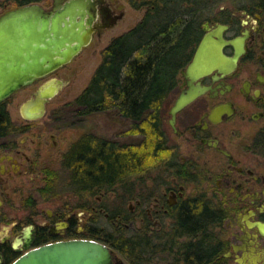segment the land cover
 Returning <instances> with one entry per match:
<instances>
[{
  "label": "flooded vegetation",
  "instance_id": "1",
  "mask_svg": "<svg viewBox=\"0 0 264 264\" xmlns=\"http://www.w3.org/2000/svg\"><path fill=\"white\" fill-rule=\"evenodd\" d=\"M254 3L255 8L219 3L209 8L204 22L226 25L219 33L223 53L231 57L236 49L242 52L235 67L213 68L194 80L192 84L198 83L202 91L172 117L171 106L189 86L181 70L206 34L202 24V33L180 70L177 90L161 119L162 148L167 150L164 160L179 166L171 169L170 179L152 180L149 187L143 174L132 175L128 190L119 182L109 188L76 185L69 179L66 157L81 134L59 150L49 144L46 131L29 125L44 113L35 119L21 114L25 125L17 124L10 140L0 144V264H10L31 248L72 239L101 241L124 264H159L152 260L162 252L163 264H195L187 260L185 246L207 237L210 247L198 245L205 253L197 264H264V233L256 224L264 223V0ZM104 5L110 14L117 13L109 1ZM213 37L218 39L217 34ZM64 66L16 92L29 88L27 101L48 81L67 83L72 73L64 71ZM12 95L3 102L5 108ZM23 135L32 142L27 145L21 140ZM51 136L59 137L56 133ZM181 148L186 149L184 156ZM53 161L57 165L51 166ZM65 172L67 188L54 197L52 181L59 175L63 178ZM137 181L149 189H135ZM186 182L195 184V193L186 192ZM91 191L96 197L93 201ZM112 195L116 204L111 211L106 197ZM193 197H202L219 210V216L207 224L206 234L198 232L196 237L177 227L179 206ZM126 201L134 205L124 208ZM100 216L108 232L120 227L127 237L147 240L139 259L129 260L111 241L96 235L94 231L106 230L98 224Z\"/></svg>",
  "mask_w": 264,
  "mask_h": 264
},
{
  "label": "trees",
  "instance_id": "2",
  "mask_svg": "<svg viewBox=\"0 0 264 264\" xmlns=\"http://www.w3.org/2000/svg\"><path fill=\"white\" fill-rule=\"evenodd\" d=\"M9 1L21 6L42 0ZM128 2L134 8H145L142 19L113 37L102 49L101 61L88 84L66 106L78 118L116 109L128 120L130 132H136L141 139L128 143L82 132L66 157L69 179L79 186L101 188L104 184L109 188L119 182L128 190L132 175L144 174L149 169L148 162L152 165L166 153L160 136L162 116L177 90L180 70L191 58L198 34L202 33L208 9L216 7L214 0ZM18 128L4 103H0V144L10 140L9 135ZM163 162L170 169H179L173 160ZM218 214L219 210L202 197L187 198L178 208L177 227L191 237H196L198 232L206 234L207 224ZM119 228L94 232L111 241L126 256L139 259L147 240L127 237ZM206 240L185 246L184 254L189 262L197 264L204 260L205 251L201 249L210 247V237Z\"/></svg>",
  "mask_w": 264,
  "mask_h": 264
},
{
  "label": "water",
  "instance_id": "3",
  "mask_svg": "<svg viewBox=\"0 0 264 264\" xmlns=\"http://www.w3.org/2000/svg\"><path fill=\"white\" fill-rule=\"evenodd\" d=\"M106 0H53L50 8L39 2L16 6L0 14V103L14 92L29 86L70 62L87 46L94 33L114 25L123 11L110 14ZM226 25L203 23L205 35L191 60L181 70L188 88L182 90L169 112L172 117L202 91L192 82L216 68L235 67L242 49L229 57L222 51ZM218 35L214 39L213 35ZM66 84L51 80L39 87L21 107L22 115L35 119L43 115L45 104ZM30 105V107H28ZM172 123V121H171ZM264 233V223L256 222ZM124 264L111 247L93 239H72L29 249L10 264Z\"/></svg>",
  "mask_w": 264,
  "mask_h": 264
},
{
  "label": "rangeland",
  "instance_id": "4",
  "mask_svg": "<svg viewBox=\"0 0 264 264\" xmlns=\"http://www.w3.org/2000/svg\"><path fill=\"white\" fill-rule=\"evenodd\" d=\"M107 1L115 6L117 12L123 11V16L118 19L114 25L101 30L99 34L94 33L90 43L64 66V71L72 73L69 81L65 85H63L58 90V92L49 100L48 104L46 105L44 115L29 124L33 127H37L41 131H46V138L49 139L48 142L50 145H53V148L58 147L59 150L67 148V146L70 145L71 141H74L75 138L82 132H91L107 139H114L128 143H136L141 139L140 135H137L136 132H130V124L128 120L122 117L116 109H107L106 111H101L83 118H78L75 115L74 111L66 106L67 103L74 99L88 84L94 70L101 61L102 49L109 43V41L113 37L134 27L143 17L145 10L144 7L134 8L129 4L128 0ZM254 2H256V0H216L214 4L219 3L228 6L234 5L236 8H239V6L241 5H245L255 8L256 5ZM39 3L42 4L45 8H50L53 0H42ZM14 7H16V5L13 2L9 0H0V14ZM30 89H32V87ZM28 92L29 88L15 92L12 95L13 97L9 101V103H6V109L8 110L11 120L18 125H25V123L20 121V119H22L20 105L28 98ZM28 107H30V105ZM51 133H56L59 137L55 136L54 139L53 136H51ZM31 135L32 134H30V136ZM23 136L24 137H22L21 140L23 141L24 138V141L27 145L32 142L30 137L26 135ZM49 144H47L46 147H51ZM163 151L167 153V150ZM166 153H162L164 157ZM180 153H182V155L184 156L186 153V149L181 148ZM163 155H161L162 157H160L157 161H153L152 165L148 162L149 169L143 174L144 176L142 175L149 187L152 183V180L161 181L165 180V178L168 179V177L170 179L171 175L169 173H171L172 171L169 167H167V165L164 164L165 162H163ZM55 165L57 164L53 161L51 163V166ZM65 176L66 172L64 173L63 178L59 175L52 181L54 182L55 186L54 189H51V191L53 192L52 196H61V194H59L58 192H61V190H65L67 188ZM143 178L140 179L142 180ZM143 182L137 181L134 186L135 189H149V187L146 186ZM186 186L187 193H195V190L193 188L195 184L193 182H186ZM93 194L94 192L91 191V195L89 196L90 201L96 199L95 195ZM207 195H209V192L207 193ZM112 196L110 198L106 197V203L111 211L114 209V206L116 204V202L114 201V196ZM15 199L17 203L20 202L19 198ZM132 205L134 204L131 201H129V203L128 201H126L124 204V208L127 209V206ZM99 220L100 222H98V224L101 227L106 228L107 225L105 224V219L100 216ZM106 230L108 231L109 229L106 228ZM118 256L120 257V255ZM157 257L158 258L153 257L152 263H154V259H157L159 260V264H163L165 260V258H163V252L159 253ZM131 258L132 257H130L129 260H131ZM127 262L129 261L127 260Z\"/></svg>",
  "mask_w": 264,
  "mask_h": 264
}]
</instances>
